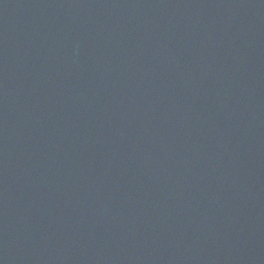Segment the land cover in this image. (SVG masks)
<instances>
[{"label":"water","instance_id":"95a60500","mask_svg":"<svg viewBox=\"0 0 264 264\" xmlns=\"http://www.w3.org/2000/svg\"><path fill=\"white\" fill-rule=\"evenodd\" d=\"M0 264H264V0H0Z\"/></svg>","mask_w":264,"mask_h":264}]
</instances>
